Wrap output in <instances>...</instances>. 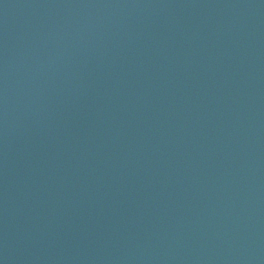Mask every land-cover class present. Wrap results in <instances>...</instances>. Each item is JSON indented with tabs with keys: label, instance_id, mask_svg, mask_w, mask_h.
<instances>
[{
	"label": "water",
	"instance_id": "1",
	"mask_svg": "<svg viewBox=\"0 0 264 264\" xmlns=\"http://www.w3.org/2000/svg\"><path fill=\"white\" fill-rule=\"evenodd\" d=\"M0 264H264V0H34Z\"/></svg>",
	"mask_w": 264,
	"mask_h": 264
}]
</instances>
